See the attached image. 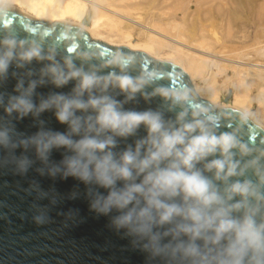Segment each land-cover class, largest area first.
<instances>
[{
  "label": "clouds",
  "instance_id": "9594fccd",
  "mask_svg": "<svg viewBox=\"0 0 264 264\" xmlns=\"http://www.w3.org/2000/svg\"><path fill=\"white\" fill-rule=\"evenodd\" d=\"M0 49V77L7 74L14 58L22 62L35 58L52 61L41 75L50 76L56 86L77 81L73 97L53 95L38 106L30 99L38 81L30 80L25 87L19 80L15 86L19 94L9 96L6 105L0 96L9 116L15 112L21 118L54 108L56 119L68 125L67 133L41 129L13 141L11 127L0 120V148L32 146L44 165L38 169L41 174L72 176L95 186L88 192L90 210L99 215L115 212L111 226L124 230L159 264H264V122L233 109L210 114L188 88L154 89L153 94L166 101V110L175 111L174 120H165L160 111H124L114 98L92 95L93 89L104 93L112 85L131 98L153 79L144 73L128 76L126 66L135 58H125L123 53L102 59L100 65H113L120 74L98 75V66L86 70L75 66L71 57H64L63 65L57 63L53 47L42 53L41 44L30 37L18 40L9 32L0 36ZM78 57L87 61L91 56ZM85 92L87 100L81 99ZM89 109L87 115H76ZM226 119L234 121L233 127L219 131ZM249 121L261 133L255 143L245 139ZM140 125L146 136L113 152L116 137L134 135ZM61 147L70 154L59 164H49L50 151ZM210 156L215 158L207 160ZM5 163L23 174L33 162L21 156L0 161ZM201 163L202 168L197 167ZM32 219L37 225L46 223L47 210L36 208Z\"/></svg>",
  "mask_w": 264,
  "mask_h": 264
},
{
  "label": "water",
  "instance_id": "95a60500",
  "mask_svg": "<svg viewBox=\"0 0 264 264\" xmlns=\"http://www.w3.org/2000/svg\"><path fill=\"white\" fill-rule=\"evenodd\" d=\"M9 32L18 40L29 37L36 39L41 44L42 53L46 52L49 46L53 47L56 51L55 60L61 65L64 57H71L77 67L83 66L87 70L90 65L98 66V75H106L109 72L120 74V69L113 65L100 66L102 59L107 60L122 53L125 58H135L134 63L126 66V74L136 78L144 73L153 79L131 98L112 85H109L104 93L98 89L91 92L92 95L106 94L114 98L121 103L124 111H160L165 120H174L175 111L166 110V101L161 95L153 94L154 89L188 88L194 93L188 75L175 64L153 58L140 50L91 39L86 32L73 25L38 21L21 10L0 5V36ZM15 51L18 53L21 49L17 48ZM85 54L91 57L82 61L78 56ZM51 63L48 59L34 58L30 62H22L14 58L9 64L7 74L0 77V96H3L4 104H7L9 96L19 94L15 91L19 80H23L25 87L30 80L38 81L30 97L34 106L53 95L73 97L76 80L56 86L50 76L41 75ZM17 64L22 66L18 67ZM229 95L230 92H227L224 102L228 100ZM88 96L89 93L85 92L81 99L87 100ZM197 102L207 106L210 114L222 109H233L213 106L199 96ZM91 112V109L88 113L77 111L76 115L83 116ZM0 120L11 127L13 141L31 137L41 129L53 133L68 131V125L56 119L54 108L46 109L37 115L29 113L18 118L15 112L11 116L7 115L4 105H0ZM233 124L231 119L222 120L219 131H228ZM245 127V139L250 143L257 142L260 131L250 121ZM145 136L146 129L144 125H140L134 135L126 138L116 137L117 144L113 152L118 153ZM78 138L79 136H73V139ZM68 154L70 153L62 147L53 148L48 154V162L59 164ZM21 156H26L33 162L23 174L17 173L11 163L0 165V264H159L158 259L150 260L145 251L134 245L132 239L124 234V230L117 231L111 226L110 218L115 212L99 215L90 210L88 192L95 186L85 185L72 176L62 178L60 174H41L38 169L44 165L36 157L32 146L27 149L20 146L11 149L0 148V161ZM213 158L215 157L210 156L206 159ZM202 163L197 167L202 168ZM248 175L251 177L250 171ZM96 190L106 193L103 188ZM38 193L46 195L41 197ZM53 199L55 203H52ZM36 208L47 210L46 223L37 225L33 221Z\"/></svg>",
  "mask_w": 264,
  "mask_h": 264
},
{
  "label": "bare ground",
  "instance_id": "6f19581e",
  "mask_svg": "<svg viewBox=\"0 0 264 264\" xmlns=\"http://www.w3.org/2000/svg\"><path fill=\"white\" fill-rule=\"evenodd\" d=\"M114 1L108 2L107 0H0V3L7 4V6L9 4L16 5V7L13 6L12 7L14 9L25 12L29 17L35 20L46 23L58 22V23L73 25L75 27H78L79 29L82 28L81 30L86 32V34L88 33L90 37L96 38L108 44H112L113 46H126L131 50H140L152 56L153 58L175 64L180 68H182L184 71H186L187 74H189L193 86L196 85L195 82L193 81V78L195 77L199 78L201 76L200 70H202V68L204 69L206 65L211 66V68L213 69V73L211 72V74L213 75L224 73L227 70H229L230 72H232V75L231 74L230 75L232 77H235L236 82L238 84L237 86L240 87V93H241L239 100L234 99L236 97L234 95L233 98L234 101H232L234 102V105H230L228 102L227 103L223 102V105L222 106L220 105L218 101V91L213 88V82H211V84L207 86H204L203 88H201V86L199 88L196 87L198 88V90L195 91L196 95H198L201 98H206V100L213 106L234 108L236 110L249 114L253 120L256 119V118L254 119L252 114H250L248 111L249 98L247 96V93L250 90L251 86L253 85L260 87L259 88L260 91L264 92V44H263L264 18H260V15H258V18L254 24L256 28L253 33L252 42L254 43L252 44L251 49L254 52H257L258 60L252 61L251 58L248 61H241L239 59L238 60L236 58L231 59L228 58L226 55H223L222 50L228 46L229 39H225L224 37L217 36L216 35L217 32L214 33V31L216 30L211 22H209V24L211 25L210 29L206 31L203 27V22H202L204 15L202 16L199 10L196 11V13L200 14V16H198L199 18L196 17L197 14L196 16H194V14L189 16L190 12L188 10L190 9V4L194 1L193 6H196L201 0H181L180 2H178V6H176V8L173 10L174 13L173 12L171 13L172 16H174L175 14L178 15L177 13H175V10H180L181 18L179 19H181V22L179 21L178 23L171 18L170 19L172 22L168 23L170 19L169 20L167 19L168 20V22H166L167 24L165 22H162L161 24H157L160 22H156V23L153 22L152 24L151 22L149 23L150 25L148 26H151L153 29L145 25L148 33L145 36L140 35L137 38H133L132 37L133 34L131 33L133 25L140 24V23L137 24V22L134 19V16H133L134 20L132 19L131 15H134L135 11H132L134 13L129 15V12L127 14V11L129 9L128 6H130V4H127L124 0H120V1L117 0L115 1V3ZM122 1H124L125 3L122 4L123 3ZM151 1L154 2V0ZM255 2L256 0H232V5H229V1H228L226 2L227 5L226 8H222V6L220 7L218 6L215 7L216 8L215 10L218 13H221V16L224 17V21L228 28L230 24L235 23L238 20H242V19L246 20L247 19L246 14L248 15V13L250 12L252 13L254 10L256 11L257 6ZM116 3H118L119 6ZM206 5H210V3ZM136 6L138 5H133L132 7L136 8ZM215 6H217V4ZM261 7L259 9L258 6V9L260 11H261ZM89 9L91 10L92 13L90 18L88 17L89 21L86 22L85 24L84 18H87L85 16ZM212 11L213 10H209L207 12V14L205 15L206 19L207 18L210 19L212 17L215 18L214 11L213 12ZM137 15L139 14L137 13ZM263 16L264 15H262V17ZM189 17H193V20L190 22L189 20L191 19ZM207 22L208 21H206V23ZM120 23L121 25L123 23V26L121 25L119 26ZM163 23L166 25L163 26L164 25ZM104 25L106 26L108 25L113 28L115 27L116 33L114 32L115 30H113L114 33L111 30L107 31L104 28ZM139 26L140 25H138L137 28H139ZM141 26L145 27L142 24ZM227 28H225V31H227ZM154 29L158 30L159 32L155 31ZM137 32H139V34H142L140 33V31ZM225 34H228V32L227 33L225 32ZM111 37L116 38L118 43H112L111 41L114 38L112 39ZM243 39L246 38L244 37ZM176 42H180V44L182 45H179ZM184 42H186L187 44ZM192 43H195L196 48L194 47V49H196V51L199 53L196 52L194 53L192 49L191 51L193 53L189 54L190 51L188 50L190 46L189 44ZM217 48L222 50L220 52H215V49ZM161 52L164 53V55H160ZM257 87L256 89H258ZM262 95L260 96L262 97ZM261 97L258 98L261 99ZM235 103L237 104V106L235 105ZM260 111L264 113V107L263 109L261 108Z\"/></svg>",
  "mask_w": 264,
  "mask_h": 264
},
{
  "label": "rangeland",
  "instance_id": "374dc122",
  "mask_svg": "<svg viewBox=\"0 0 264 264\" xmlns=\"http://www.w3.org/2000/svg\"><path fill=\"white\" fill-rule=\"evenodd\" d=\"M107 1L108 2L109 1H112L113 2L114 0H107ZM115 1H117V0H115ZM115 1H114V3H115ZM124 1L127 4H130V6H131V4H132V6L133 5H138V6H136V8H133L132 6L131 7L128 6L130 10L128 9V11H127V14L129 12V15L132 14V13H134L132 11H135L134 15H131L132 16V19H133V16H134V19L137 22V24L140 23V24H138V25H140L139 28H137L138 25H136V24H134L133 27H132V32L131 33L133 35L132 34L131 35H132L133 38H137L140 35L145 36L148 33L147 30H146L147 28H146L145 25L148 26V25H150L149 23H151V22H152V24H153V22L154 23L160 22V23H157V24H161L162 22H165L166 23V22H168V20L170 18L173 19V20H175L178 23H179V21L181 22V19H179V18H181V12H180V10H175V13H177L178 15H176V14L174 16L171 15V13L176 8V6H178V2H180L181 0H159V1L158 0H154V2L151 1V0H124ZM124 1H122L123 3L122 2L121 3L124 4L125 3ZM228 1H229V5H232V0H201L196 6H193L194 5L193 4L194 1H193L190 4V9L188 10L190 12L189 13L190 14L189 16H191L192 14H194V16H196V14H197L196 17L199 18L198 16H200V14L199 13H196V11L199 10L201 12V15L202 16L204 15V18L202 19V22H203V27H204V29L206 31L208 29H210L211 25L209 24V22H211L212 25H214V28L216 30V31H214V33L217 32L216 33L217 36L224 37L225 39H229V44H228V46L225 49L222 50V49H218L217 48V49H215V52H220L222 50L223 51V55H226L228 58H231V59H235L236 58L237 60L239 59L241 61H248L251 58H252L251 59L252 61L253 60H258V54H257V52H254L251 49V46L254 43L252 41H253V33H254L255 28H256V26H254L255 21L257 20L258 15H260V18H264V16L262 17V15H264V0H256V2H255L256 3V6H257L256 11L254 10L252 13L251 12L248 13V15L246 14V16H247V19L246 20L245 19H242V20L236 21L235 23L230 24L229 27H228L229 29L226 26V23L224 21V17L221 16V13H218L215 10L216 9L215 7H218V6L219 7L222 6V8H226L227 7L226 2H228ZM135 2H136V4H135ZM118 3H116V4H118ZM209 3H210V5H206V4H209ZM119 4H118V6H119ZM216 4H217V6H215ZM0 5L7 6V4H2V3H0ZM224 5H226V6H224ZM12 6L13 7H16V5H13V4H9L7 7L13 8ZM258 6H259V9L261 7V11L258 9ZM139 8H141V9H139ZM142 8H144V9H142ZM209 10H213L214 11V17L215 18L212 17L210 19H208V18L206 19L205 15L207 14V12ZM136 11H137V13L139 15H137ZM91 13L92 12L89 9L87 11L86 16H85L87 18H84L85 24H86V22L89 21V18L91 16ZM138 16L140 17L141 20L139 19ZM217 17H219V18H217ZM189 18L191 19V20H189V22L193 20V17H189ZM171 19L169 20L168 23L172 22ZM175 21H173V22H175ZM206 21H208V22L206 23ZM218 22H219V24H218ZM144 23H146V24H144ZM213 23H215V24H213ZM105 24H107V23H105ZM141 24L143 26H145V27H142ZM166 24H164L163 26H165ZM120 25H121V23L119 24V26ZM121 26H123V23H122ZM148 27L149 28H152L151 26H148ZM104 28L107 31H110L111 30L112 32H113V30H115V27L113 28V27H110L108 25L107 26L104 25ZM225 28H227V31H225ZM154 30L157 31V32H159L156 29H154ZM137 31H140V33H142V34H139V32H137ZM114 32L116 33V30ZM225 32L226 33L228 32L229 35L228 34H225ZM207 33H205V34H207ZM137 34H139V35H137ZM87 35H88V33H87ZM88 36L90 37V35H88ZM244 37L246 39H243ZM90 38L91 39H96V38H93V37H90ZM111 38L113 39L114 37H111ZM263 38H264V33H263ZM115 39L116 38H114L111 42L112 43H118L117 42V39L116 40ZM96 40H98V39H96ZM176 43L179 44V45H182V44H180V42H176ZM184 43H186V42H184ZM189 43H191V42H189ZM263 44H264V41H263ZM110 45H112V44H110ZM189 45H190L189 48H188V50H190L189 51V54L190 53H193L192 51H194V53L195 52L196 53H199V52L196 51V49H194L195 43H192V44H189ZM253 47H255V46H253ZM224 53H226V54H224ZM160 55H164V53L161 52ZM235 55H236V57H235ZM181 70H183V69L181 68ZM184 72H186V71H184ZM200 72H201V74H200L201 76L199 78L198 77L193 78V81L196 84L195 86L192 85V81L190 79V76L186 72V74L189 77V80H190V83H191V86L193 88L194 93H195L196 90H198V88L200 86H201V88H203L204 86H207V85L211 84V82H213V88L218 91V101H219V103H220L221 106L223 105L224 97H225V95H226L227 92H230V95H229V98L226 101V103L228 102L230 105H234V102H232V101H234V99H236V100H239L240 99V96H241L240 95L241 94L240 93V87L237 86L238 84L236 82L235 77H232L231 76L232 75V72H230L229 70H227L224 73H220V74H217V75H213V74H211V72L213 73V69L211 68V66H207V65H206V67H204V69L202 68V70H200ZM235 84H236V86H235ZM255 86L256 85L251 86L250 90L247 93V96L249 98L248 111H249L250 114H252V116L254 117V119L256 118L255 121L264 122V113L262 111H260L261 108L263 109V107H264V100H261V99H264V92L263 91H260V89H259L260 87H257L256 86L258 88V89H256ZM196 87H198V88H196ZM234 95L236 96L235 98H234ZM260 95H262L263 98ZM205 97H206V95H205ZM258 97H261V99L258 98ZM203 99H206V98H203ZM235 105L237 106L236 103H235Z\"/></svg>",
  "mask_w": 264,
  "mask_h": 264
}]
</instances>
